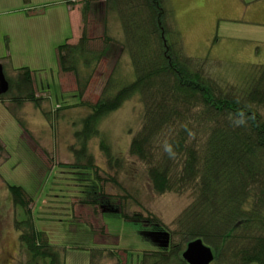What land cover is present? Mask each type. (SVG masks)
Segmentation results:
<instances>
[{
  "label": "trees",
  "instance_id": "1",
  "mask_svg": "<svg viewBox=\"0 0 264 264\" xmlns=\"http://www.w3.org/2000/svg\"><path fill=\"white\" fill-rule=\"evenodd\" d=\"M93 1L67 0L70 6L84 3L85 27L76 44L58 47L61 70L75 75L82 100L97 66L114 46L120 55L127 52L130 56L135 78L123 82L112 73L98 101L80 102L90 111L75 133L80 140V148L73 150L76 162L67 167L79 170L85 180L91 178L94 164L88 142L95 136L102 137L101 149L112 166L114 156L99 125L126 101L139 96L145 112L133 133L130 154L146 166L158 194L190 193L193 200L177 218L175 233L181 240L162 248L147 235L167 229L157 217L126 214L122 202L130 196L114 199L95 182L84 202L150 228L140 234L157 250L136 259L127 251L123 262L118 249L96 247L91 250L90 264H102L104 257L115 258L114 264H188L182 257L184 248L199 238L212 247V264H264V64L243 67L236 81L220 80L208 57L186 54L167 0H105L104 12L118 15L124 38L106 33L104 46L95 50L86 25L88 13L97 5ZM215 67L221 64L216 62ZM6 77L10 90L0 95V101L9 96L17 106L33 103L42 108L44 98L36 93L30 68ZM115 164L120 166L119 159ZM95 173L101 180L98 169ZM8 193L23 215L13 226L26 257L20 264H65L60 249L36 228L25 189L8 184Z\"/></svg>",
  "mask_w": 264,
  "mask_h": 264
},
{
  "label": "rangeland",
  "instance_id": "2",
  "mask_svg": "<svg viewBox=\"0 0 264 264\" xmlns=\"http://www.w3.org/2000/svg\"><path fill=\"white\" fill-rule=\"evenodd\" d=\"M199 2L206 0H194L196 5ZM166 3L167 10L175 14L177 0ZM242 3L241 15L237 12L232 17L231 7H225L219 19L216 15L209 39L205 38L207 26L202 30H179L175 24L177 32L183 34L186 54L208 57L213 74L220 80L236 81L243 67L264 64V0ZM73 7L67 0H0V64L9 77H15L21 68H30L36 93L44 98L42 108L33 103L17 106L9 96L0 101V264L26 261L18 232L13 228L23 215L9 196L8 184L25 189L36 228L60 249L65 264H90L91 250L96 247L118 249L123 262L127 251L136 259L146 251L157 250L140 234L150 228L143 229L140 223L112 212L103 213L99 207L84 202L95 182L114 199L129 195L122 202L123 211L157 217L174 243L181 240L175 233L177 218L193 200L190 193L158 194L146 166L130 154L133 133L139 129L145 112L139 96L126 101L99 125L114 156L112 166L101 149L102 137L95 136L88 142L94 164L91 178L85 180L79 170L67 167L76 162L73 150L80 148V140L75 133L90 111L80 102L98 101L112 73L123 82L135 78L128 53L120 55V49L113 46L97 66L82 100L78 97L75 75L61 70L57 52L60 45L76 44L82 37L84 3L76 4V16L71 11ZM94 7L88 13L87 33L91 47L100 50L106 33L117 39L124 35L118 15L104 12L105 0ZM216 62L221 67H215ZM116 159L120 166H116ZM97 169L101 180L96 177ZM115 262V258L104 257L102 264Z\"/></svg>",
  "mask_w": 264,
  "mask_h": 264
},
{
  "label": "crops",
  "instance_id": "3",
  "mask_svg": "<svg viewBox=\"0 0 264 264\" xmlns=\"http://www.w3.org/2000/svg\"><path fill=\"white\" fill-rule=\"evenodd\" d=\"M99 1L100 0H95L93 1V4H97ZM242 1L244 0H206V3L199 2L196 5L194 0H177V9L175 10L177 27L179 30L195 29V27L202 30L205 28V26H207V33L206 35L204 33L203 34L205 35V38L208 37L209 39L212 37L210 31L215 28V22L217 21V17L219 19L221 11L224 10L225 7H231L234 11V13L231 15L232 17L237 16V12L239 13L238 15H241L240 12L242 8L244 9ZM74 8H76V5L71 8V11L72 13L74 12L76 16L79 11ZM206 19L210 20L206 21ZM109 36L112 35L109 34Z\"/></svg>",
  "mask_w": 264,
  "mask_h": 264
},
{
  "label": "water",
  "instance_id": "4",
  "mask_svg": "<svg viewBox=\"0 0 264 264\" xmlns=\"http://www.w3.org/2000/svg\"><path fill=\"white\" fill-rule=\"evenodd\" d=\"M10 83L6 77L4 67L0 64V95L8 93ZM1 149V145H0ZM152 240L162 248H168L171 243V234L168 231H154L147 234ZM183 259L188 264H212L215 260V254L209 245L203 239H195L187 244L182 253Z\"/></svg>",
  "mask_w": 264,
  "mask_h": 264
}]
</instances>
